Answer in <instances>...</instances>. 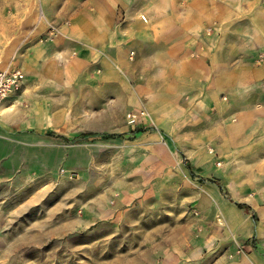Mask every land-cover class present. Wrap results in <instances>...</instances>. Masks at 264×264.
<instances>
[{
  "label": "rangeland",
  "instance_id": "rangeland-1",
  "mask_svg": "<svg viewBox=\"0 0 264 264\" xmlns=\"http://www.w3.org/2000/svg\"><path fill=\"white\" fill-rule=\"evenodd\" d=\"M2 2L0 65L37 88L26 113L68 115L53 131L69 141L12 138L0 264H264V0H108L102 18L122 38L87 66L48 34L57 24L38 26L40 10ZM59 47L74 79L49 89L40 71Z\"/></svg>",
  "mask_w": 264,
  "mask_h": 264
},
{
  "label": "crops",
  "instance_id": "crops-1",
  "mask_svg": "<svg viewBox=\"0 0 264 264\" xmlns=\"http://www.w3.org/2000/svg\"><path fill=\"white\" fill-rule=\"evenodd\" d=\"M227 3L232 4L229 0H227ZM2 6V8L13 6L12 9L21 12L25 11L26 14L30 15L40 10L42 17L37 21L38 26L43 28L51 23L57 24L59 26L58 37L60 36L57 43H62L63 40L76 43L78 50L81 51V55L87 56L85 61L86 66L91 65L95 60L101 62L109 46L114 42H120L122 38V29H117V25H115L116 29L113 30L102 18L101 11L112 8V5H108V0H3ZM167 6L170 8V3ZM179 6V9L191 8L188 7L187 3H180ZM197 7L201 8L200 5H195V8ZM209 7L204 6V8ZM35 20H37V17L34 14L30 17V23H35ZM150 21L152 22L150 26L136 28V37L133 39V42L137 47L139 45H147L148 35L152 33L151 25L155 23L154 19ZM136 24L140 26L139 22ZM229 40V38L226 40L228 47L225 46V48L227 50L229 49ZM167 47H169V43ZM52 49L44 59V67L40 71L41 75L47 76L50 81L44 86H48L49 89L57 87L68 88L67 86L74 79L75 73L73 71L69 73L66 68L57 65L56 62L59 56L65 55L66 49L61 50L60 47L61 51H54ZM78 50H76V53ZM0 66L3 68H13L7 64ZM65 74L68 77L65 78ZM25 84L21 92L11 93L1 107L0 161H2L3 165L7 166L11 165L14 157L19 158V151L12 150L15 148L12 145V138L15 135H18L23 140V144L27 146L36 145L38 142H44L45 139H51V137L69 141L68 136L64 133H55L53 131L55 128L64 126L65 119H68L67 114L64 116L60 115L59 117L47 116L40 118L38 111L34 113L32 108L27 113L24 111L21 107L22 101L35 100L37 98V88L33 84H29L28 86H25ZM59 85L63 86L59 87ZM10 136L12 137L10 138Z\"/></svg>",
  "mask_w": 264,
  "mask_h": 264
},
{
  "label": "built area",
  "instance_id": "built-area-1",
  "mask_svg": "<svg viewBox=\"0 0 264 264\" xmlns=\"http://www.w3.org/2000/svg\"><path fill=\"white\" fill-rule=\"evenodd\" d=\"M50 36H57L59 34V26L50 25L48 29ZM23 72L19 68H3L0 66V107L6 98L13 92L17 91L23 82ZM130 121H135L134 115H129Z\"/></svg>",
  "mask_w": 264,
  "mask_h": 264
},
{
  "label": "trees",
  "instance_id": "trees-1",
  "mask_svg": "<svg viewBox=\"0 0 264 264\" xmlns=\"http://www.w3.org/2000/svg\"><path fill=\"white\" fill-rule=\"evenodd\" d=\"M111 136H112V135H111ZM84 137H85V136H81L80 138H84ZM183 163H184L186 169L188 170L189 174H190L191 176H193V175H194V170H196L197 168H194V167L189 163V161L186 160V159L183 160ZM200 180H201V182H205V181H207V182H209V183L215 184V185H216V186L222 191V185H221L220 181H218V179H216V178L205 179V178L201 177ZM235 205H236L238 208H240V209H244L245 211H252V209H251L248 205H246V204H244V203H235ZM253 216H255L254 213H253ZM254 220H255V217H254Z\"/></svg>",
  "mask_w": 264,
  "mask_h": 264
}]
</instances>
